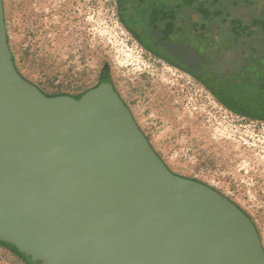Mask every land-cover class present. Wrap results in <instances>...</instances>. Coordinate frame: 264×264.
I'll return each instance as SVG.
<instances>
[{"label":"water","instance_id":"1","mask_svg":"<svg viewBox=\"0 0 264 264\" xmlns=\"http://www.w3.org/2000/svg\"><path fill=\"white\" fill-rule=\"evenodd\" d=\"M121 0L127 20L175 65L199 50L164 42ZM134 2V0H131ZM142 1L146 7L155 0ZM159 1V0H157ZM0 236L44 264H264L248 215L173 172L111 84L49 96L19 73L0 0Z\"/></svg>","mask_w":264,"mask_h":264},{"label":"rangeland","instance_id":"2","mask_svg":"<svg viewBox=\"0 0 264 264\" xmlns=\"http://www.w3.org/2000/svg\"><path fill=\"white\" fill-rule=\"evenodd\" d=\"M208 3L165 2L160 12L177 16L171 41L201 51L195 74L152 48L127 20L120 0H4V10L23 77L56 96L65 94L60 92L67 84L75 92L92 89L105 75L169 169L233 201L253 221L264 247V113H256L258 103L243 108L222 92L225 82L216 85L217 71L211 78L205 74L212 40L230 44L238 38L235 26L252 28L264 0H215L211 5L226 18L214 23ZM248 46L230 45L222 67L239 66L241 57L245 64ZM10 245L0 240V264H44Z\"/></svg>","mask_w":264,"mask_h":264},{"label":"trees","instance_id":"3","mask_svg":"<svg viewBox=\"0 0 264 264\" xmlns=\"http://www.w3.org/2000/svg\"><path fill=\"white\" fill-rule=\"evenodd\" d=\"M215 0H208L207 6V10H209V12H213V21H211V23L214 22H219L220 20H225L226 17H224L222 15V13L220 12V10L216 7H214V5H211V2H214ZM218 12V15H215V13ZM263 15V12L261 14V16ZM219 17V18H217ZM253 22L254 19L252 18ZM233 31L235 32L234 34L237 35L236 38L235 36L233 37L234 40L232 41V43H223L220 45L215 46L217 43L213 42L212 40V44L211 47L205 52L207 58H208V63L205 67L206 70H208L209 66H214L215 69H217V75L218 80L215 81L216 85L219 86L218 82L222 81L225 82V88L221 89L222 92L224 93H229L232 97V99H234V101L237 104H240L241 106H243V108H245L246 106H250L251 108H253L254 104L258 103L259 107L257 108L256 113H260L263 115L264 113V93H260V90L264 87V79L259 77L257 73L250 71L249 69L252 68V59H253V53H252V44H253V27L247 30H244V28L241 26H235L233 28ZM229 35V34H227ZM236 38V39H235ZM218 41V39H217ZM228 42V41H227ZM243 43V44H241ZM234 45L237 47H247L248 45V50L246 52V56L243 58L244 59V63L242 64V57L240 58V65L236 66L233 63H227L228 68L225 69L226 72H222V65H223V59H224V52H226L228 50V47L230 45ZM14 61V58H13ZM234 63H236V61H234ZM237 64V63H236ZM229 66H232L234 69L233 71H228ZM231 68V67H230ZM218 81V82H217ZM226 105V104H225ZM227 106V105H226ZM228 107V106H227ZM245 114L251 113L250 111H245Z\"/></svg>","mask_w":264,"mask_h":264},{"label":"flooded vegetation","instance_id":"4","mask_svg":"<svg viewBox=\"0 0 264 264\" xmlns=\"http://www.w3.org/2000/svg\"><path fill=\"white\" fill-rule=\"evenodd\" d=\"M173 1H179V0H155L151 3V5H149L148 7H146V4H143L142 1H135L132 2L131 0L129 1L128 4H131L133 6L137 7V11L138 10H143L144 8H146V13L148 14V19L147 20H143V23H148L149 25H152L153 30L157 31L161 34V40L164 42H174L171 41L169 39V34L173 33V28H174V24H175V19L177 18L176 15H172V17H170L169 19L167 17H165L164 15H162L160 12L162 11L163 7H165V2H173ZM121 3V0H120ZM122 8V7H121ZM263 12V15L261 16ZM134 30L138 33L139 31L143 32V36L145 37L146 32H144V29H138L135 26H133ZM253 44H252V53H253V59H252V68H250L249 70L252 72H255L258 74L259 77L264 79V8L260 9L258 11L257 14H255L254 17V22H253ZM174 43H180V42H174ZM185 46H190V44L188 43H183ZM199 50V49H198ZM201 54V51H199ZM164 55V54H163ZM165 56V55H164ZM167 58V57H166ZM168 59V58H167ZM198 65L197 67H195V73L196 71L199 69ZM227 66V64H226ZM222 69H227V68H223ZM217 69H215L214 66H209L208 70L206 71V75L209 76L210 78L213 76L214 72ZM193 73V74H195ZM218 74V73H216ZM107 83V78L106 76H102V78L100 79V81L92 87L96 88L100 85H103ZM74 87H70L69 84H67L65 86V89H63L60 93H65L64 95H69V96H74V97H81L83 94H85L87 91L91 90L90 88H88L85 91H80V92H75L72 91L71 89ZM73 93H81L80 95H76ZM260 93H264V87L260 90ZM264 108V106H263ZM0 240H6L5 238H3L2 236H0ZM9 242L11 245L10 247L14 250V251H22V256L24 257L25 254V250H23L22 248H20V246H18L17 244H15L14 242L11 241H7Z\"/></svg>","mask_w":264,"mask_h":264}]
</instances>
